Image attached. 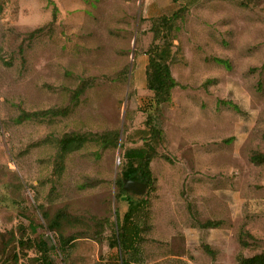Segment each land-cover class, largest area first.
<instances>
[{
  "label": "rangeland",
  "instance_id": "1",
  "mask_svg": "<svg viewBox=\"0 0 264 264\" xmlns=\"http://www.w3.org/2000/svg\"><path fill=\"white\" fill-rule=\"evenodd\" d=\"M150 53L176 82L157 110ZM141 131L130 264H264V0H0V264H38L42 242L54 264H119Z\"/></svg>",
  "mask_w": 264,
  "mask_h": 264
},
{
  "label": "trees",
  "instance_id": "2",
  "mask_svg": "<svg viewBox=\"0 0 264 264\" xmlns=\"http://www.w3.org/2000/svg\"><path fill=\"white\" fill-rule=\"evenodd\" d=\"M168 21V20H167ZM154 49H158L155 47ZM158 52L157 50H153ZM165 54V52H164ZM164 54H149L150 58L145 66V88L147 91L152 93L154 100V109H158L159 106L170 99L171 89L176 85V82L171 76L169 66L166 62V57ZM169 53H167L168 55ZM161 134L160 130H155L153 128L152 134ZM143 145L137 146L135 148H127L124 152L123 159L126 161L121 172V178L117 181L118 185V196L122 197L126 204V210L122 215V224L118 228V233L115 236L116 243L121 249V262L119 264H130L133 262L135 254V246H130L127 239L123 220L130 221L136 228H139L140 222L145 216V208L148 200L144 197L135 195L132 192L125 191L124 179L133 180L146 184L150 187L153 184L154 178L151 172L150 163L154 155L152 144V138L148 136V132L141 131ZM82 137L78 135H71L68 139H64L63 144H61L62 151H65L69 145L79 146ZM116 142V136L113 138ZM60 249L61 251L66 247L65 242L60 239ZM45 242H42L41 254L38 258V264H54L52 258L48 255V249L44 248ZM259 256H255L246 260L247 264H257ZM100 264V263H96Z\"/></svg>",
  "mask_w": 264,
  "mask_h": 264
},
{
  "label": "water",
  "instance_id": "3",
  "mask_svg": "<svg viewBox=\"0 0 264 264\" xmlns=\"http://www.w3.org/2000/svg\"><path fill=\"white\" fill-rule=\"evenodd\" d=\"M123 182H124L123 188L125 191L132 192L138 196L143 195L148 188L146 184L136 182L133 180H129V179H124Z\"/></svg>",
  "mask_w": 264,
  "mask_h": 264
},
{
  "label": "crops",
  "instance_id": "4",
  "mask_svg": "<svg viewBox=\"0 0 264 264\" xmlns=\"http://www.w3.org/2000/svg\"><path fill=\"white\" fill-rule=\"evenodd\" d=\"M145 66H146V64H145ZM144 70H145V67H144Z\"/></svg>",
  "mask_w": 264,
  "mask_h": 264
},
{
  "label": "built area",
  "instance_id": "5",
  "mask_svg": "<svg viewBox=\"0 0 264 264\" xmlns=\"http://www.w3.org/2000/svg\"><path fill=\"white\" fill-rule=\"evenodd\" d=\"M185 264H189V263H185Z\"/></svg>",
  "mask_w": 264,
  "mask_h": 264
}]
</instances>
